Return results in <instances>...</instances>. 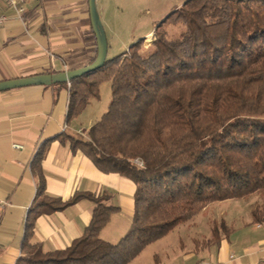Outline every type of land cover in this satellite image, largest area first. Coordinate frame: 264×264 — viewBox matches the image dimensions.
I'll return each mask as SVG.
<instances>
[{
	"label": "trees",
	"instance_id": "16d2710c",
	"mask_svg": "<svg viewBox=\"0 0 264 264\" xmlns=\"http://www.w3.org/2000/svg\"><path fill=\"white\" fill-rule=\"evenodd\" d=\"M168 21L184 28L180 39L168 38ZM154 36L148 48L139 40L70 82L68 124L100 98L104 81L111 102L87 138L57 137L100 171L135 183L128 232L116 244L101 238L119 211L105 204L107 196L63 202L46 195V142L31 165L37 193L16 264H129L208 206L264 196V0H187ZM84 198L95 207L83 236L45 253L33 242L38 218ZM252 214L264 223V208Z\"/></svg>",
	"mask_w": 264,
	"mask_h": 264
},
{
	"label": "crops",
	"instance_id": "0c3cea01",
	"mask_svg": "<svg viewBox=\"0 0 264 264\" xmlns=\"http://www.w3.org/2000/svg\"><path fill=\"white\" fill-rule=\"evenodd\" d=\"M118 1L97 0L107 39L108 31L114 34L112 12ZM23 7L21 18L11 8L4 10L8 21L0 30V82L79 70L96 60L88 0H26ZM69 99V85L0 92V264H16L21 257L26 218L37 193L31 165L46 142L42 163L46 195L63 202L77 194L107 196L105 204L119 211L101 233L106 242L118 243L131 227L135 183L100 171L82 151H73L70 143L57 139L63 133L87 138L97 122L99 106L88 113L91 100L68 124ZM94 207L84 198L41 215L33 242L41 244L45 253L67 249L83 236ZM253 210L248 199L214 203L129 264H264V223L254 222Z\"/></svg>",
	"mask_w": 264,
	"mask_h": 264
},
{
	"label": "rangeland",
	"instance_id": "374dc122",
	"mask_svg": "<svg viewBox=\"0 0 264 264\" xmlns=\"http://www.w3.org/2000/svg\"><path fill=\"white\" fill-rule=\"evenodd\" d=\"M187 0H120L119 7L113 8L114 34L108 31V55L107 59H112L124 52L139 40L145 39L144 48H148L154 41L155 36L148 37V34L155 32L157 27L173 11L179 9ZM117 7V6H116ZM164 29L168 31L170 40H177L182 37L184 28L181 25H172L170 21L164 24ZM148 45V46H147ZM111 83L104 81L100 86V98L93 99L89 106L88 113L92 112L94 106H99V112L94 121H98L111 102ZM94 117V115H93ZM87 118L81 117V120ZM80 120V121H81ZM83 123V121H81ZM88 127V124H84ZM248 203L254 209L264 208V196L254 194L249 196Z\"/></svg>",
	"mask_w": 264,
	"mask_h": 264
},
{
	"label": "water",
	"instance_id": "95a60500",
	"mask_svg": "<svg viewBox=\"0 0 264 264\" xmlns=\"http://www.w3.org/2000/svg\"><path fill=\"white\" fill-rule=\"evenodd\" d=\"M88 1L92 27L97 40L98 53L96 60L91 65L79 70L65 71L56 74H43L29 78L0 82V92L21 89L29 86H54L57 84H68L78 77L104 67L107 61L109 49L108 39L100 14L98 12L97 0Z\"/></svg>",
	"mask_w": 264,
	"mask_h": 264
},
{
	"label": "built area",
	"instance_id": "2783aa9c",
	"mask_svg": "<svg viewBox=\"0 0 264 264\" xmlns=\"http://www.w3.org/2000/svg\"><path fill=\"white\" fill-rule=\"evenodd\" d=\"M26 0H0V30L4 27L6 22L8 21V16L5 15L4 10L6 8H11L16 12V16L21 18L22 14L24 13L23 4ZM148 46V45H147ZM70 87V83H68ZM17 149H20V146H15ZM135 163L138 164L140 167H143V163L140 160H135Z\"/></svg>",
	"mask_w": 264,
	"mask_h": 264
}]
</instances>
